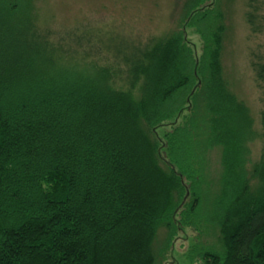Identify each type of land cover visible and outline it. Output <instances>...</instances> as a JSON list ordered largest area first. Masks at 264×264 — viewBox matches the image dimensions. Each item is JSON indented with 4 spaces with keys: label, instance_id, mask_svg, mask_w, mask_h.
<instances>
[{
    "label": "trees",
    "instance_id": "trees-1",
    "mask_svg": "<svg viewBox=\"0 0 264 264\" xmlns=\"http://www.w3.org/2000/svg\"><path fill=\"white\" fill-rule=\"evenodd\" d=\"M33 6L0 0V264H156L164 229L177 264L174 241L208 224L219 244L187 260L264 264V110L258 135L224 77L218 0H188L165 38L49 28ZM246 20L264 33V0L248 1ZM251 67L264 94V52Z\"/></svg>",
    "mask_w": 264,
    "mask_h": 264
},
{
    "label": "rangeland",
    "instance_id": "rangeland-1",
    "mask_svg": "<svg viewBox=\"0 0 264 264\" xmlns=\"http://www.w3.org/2000/svg\"><path fill=\"white\" fill-rule=\"evenodd\" d=\"M188 0H33L37 21L42 26L56 28L74 27L79 23L101 22L125 26L144 37L165 38L180 29L185 18ZM249 0H218L225 28L222 63L229 89L244 102L253 118L255 134L260 133V115L264 110V94L257 87L251 67L252 53L264 52V33L253 35L246 20ZM192 42L200 46V38L191 34ZM255 137L249 144L252 165L260 157L263 142ZM208 181L212 193L218 190L222 172L221 150L214 149L207 155ZM211 195V194H210ZM205 196V204L208 201ZM207 200V201H206ZM204 210H208L205 207ZM187 236V239H185ZM174 241L177 264H193L186 256L194 247L208 248L219 244V232L212 224L198 230L190 228L187 234ZM167 229L162 230L154 244L156 264H175L171 256Z\"/></svg>",
    "mask_w": 264,
    "mask_h": 264
}]
</instances>
